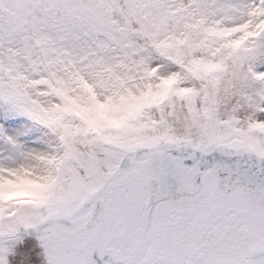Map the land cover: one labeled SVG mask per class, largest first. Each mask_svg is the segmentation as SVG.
I'll list each match as a JSON object with an SVG mask.
<instances>
[{"label":"snow or ice","instance_id":"obj_1","mask_svg":"<svg viewBox=\"0 0 264 264\" xmlns=\"http://www.w3.org/2000/svg\"><path fill=\"white\" fill-rule=\"evenodd\" d=\"M0 264H264V0H0Z\"/></svg>","mask_w":264,"mask_h":264}]
</instances>
